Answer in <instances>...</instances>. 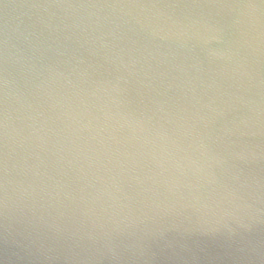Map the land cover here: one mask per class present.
<instances>
[{
	"label": "water",
	"instance_id": "obj_1",
	"mask_svg": "<svg viewBox=\"0 0 264 264\" xmlns=\"http://www.w3.org/2000/svg\"><path fill=\"white\" fill-rule=\"evenodd\" d=\"M0 264H264V0H0Z\"/></svg>",
	"mask_w": 264,
	"mask_h": 264
}]
</instances>
